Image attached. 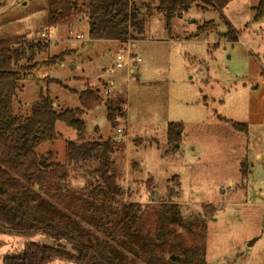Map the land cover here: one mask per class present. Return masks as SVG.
I'll list each match as a JSON object with an SVG mask.
<instances>
[{"label":"rangeland","instance_id":"374dc122","mask_svg":"<svg viewBox=\"0 0 264 264\" xmlns=\"http://www.w3.org/2000/svg\"><path fill=\"white\" fill-rule=\"evenodd\" d=\"M131 1L140 6L148 0ZM257 2L230 0L223 12L195 4L172 21L170 30L162 13L144 15L145 32L133 40L143 61L127 81L126 69L108 73L117 44L91 39L83 14L52 23L49 0H0V38L49 41L36 56L37 68L19 83L14 113L28 116L41 93L50 95L57 111L82 108L81 92L99 90L101 102L82 114L85 138L118 140L111 161L124 189L122 202L140 203L152 222L167 201L176 202L183 217L201 214L206 239L200 232L175 229L188 244L205 242L208 264H264V17L254 20ZM211 20L217 30L197 35L198 26ZM230 27L236 39L224 36ZM81 33L83 38H76ZM62 53V60L46 62ZM110 81L122 89L111 99L102 94ZM117 100L124 101L123 115L116 113L111 123L105 103ZM170 122L181 124L178 138L168 136ZM233 122L247 124V131L235 129ZM56 131L59 138L36 152H51L50 161L66 163V143L80 139L61 121ZM97 168L96 160L77 169L68 165L62 187L88 193L97 183ZM28 241L73 251L67 241L45 233L0 230V264ZM48 264L76 263L54 259Z\"/></svg>","mask_w":264,"mask_h":264},{"label":"trees","instance_id":"16d2710c","mask_svg":"<svg viewBox=\"0 0 264 264\" xmlns=\"http://www.w3.org/2000/svg\"><path fill=\"white\" fill-rule=\"evenodd\" d=\"M154 1L149 0L141 7L148 16L153 10L162 13L170 30L172 21L182 18L193 5L223 12L230 0H156L157 6L153 7ZM141 7L131 0L82 3L49 0L48 14L52 23L71 22L75 15L83 14L91 39L124 41L137 40L144 32L146 19L140 12ZM252 9L254 20L262 19L264 0H258ZM216 30L217 24L211 20L198 26L196 34ZM224 36L237 37L231 27ZM48 46L47 40L12 42L0 38V224L26 236L40 232L63 239L72 245L73 251L28 241L19 252L5 255L3 264H48L54 259L76 264H208L205 242L188 244L175 229L179 226L195 235L200 232L206 239L207 223L201 214L183 217L175 208L177 203L167 201L156 210L157 216L152 222L140 203L122 202L120 196L124 189L117 182L111 161L117 141L85 138L82 114L84 108H93L101 102L99 90L87 87L81 92L82 108L57 111L50 95L41 93L28 116L14 113L20 81L37 68L36 56ZM63 55L53 56L46 62L60 61ZM105 105L111 123L116 113L123 115L124 101H108ZM59 121L74 129L80 139L78 143H66V163L50 161L51 152L47 155L36 152L41 144L59 138L56 131ZM180 125L169 123L171 139L178 138L176 130ZM232 125L240 131L248 128L243 123ZM91 160L98 162V168L93 170L98 179L96 185L88 193L65 190L61 183L68 179V165L77 169ZM247 174L244 171L246 177ZM86 175H90L88 170ZM173 178L177 180V176ZM194 227L201 231H195Z\"/></svg>","mask_w":264,"mask_h":264},{"label":"built area","instance_id":"2783aa9c","mask_svg":"<svg viewBox=\"0 0 264 264\" xmlns=\"http://www.w3.org/2000/svg\"><path fill=\"white\" fill-rule=\"evenodd\" d=\"M46 35H48V33L44 32L41 36L45 37ZM76 38H83V34H77ZM118 42L119 46L116 49L117 53L115 62L109 67L108 73L112 74L118 69H126L128 72L127 81H129L132 76L130 74H133L135 69L138 67V64L143 60L133 51V47L135 46L133 39L129 38ZM118 92L119 91L116 90L115 83L113 81L108 82L102 88V94L109 99L114 98ZM115 120H118V118H115ZM116 131L118 134H121L123 130L122 128H117Z\"/></svg>","mask_w":264,"mask_h":264},{"label":"crops","instance_id":"0c3cea01","mask_svg":"<svg viewBox=\"0 0 264 264\" xmlns=\"http://www.w3.org/2000/svg\"><path fill=\"white\" fill-rule=\"evenodd\" d=\"M148 1H149V0H148ZM148 1H147V2H148ZM144 3H146V2L141 3L140 7H141ZM153 5H155V1L152 2V6H153ZM155 6H156V5H155ZM153 7H154V6H153ZM141 8H142V7H141ZM140 12H141L142 14L144 13V15L146 16V10H145V8L140 9ZM150 16H151V15H150ZM146 23H147V21L145 20V25H146ZM144 32H145V27H144ZM144 32H143V33H144ZM110 41L116 43V44H117V48H118V46H119V42H118L117 40H110ZM135 46H136V41H135ZM109 55L112 56V53L109 52ZM126 71H127V70H126ZM116 90L119 91V92L122 91V89H121V88H118V87L116 88ZM124 106H125V105H124ZM125 109H126V107H125ZM126 110H127V109H126Z\"/></svg>","mask_w":264,"mask_h":264},{"label":"water","instance_id":"95a60500","mask_svg":"<svg viewBox=\"0 0 264 264\" xmlns=\"http://www.w3.org/2000/svg\"><path fill=\"white\" fill-rule=\"evenodd\" d=\"M91 173V171L89 170V174ZM37 187H38V185H37ZM0 230H2V231H9V229L8 228H6L5 226H3V225H1L0 224Z\"/></svg>","mask_w":264,"mask_h":264}]
</instances>
